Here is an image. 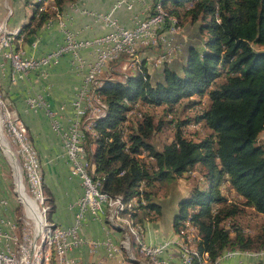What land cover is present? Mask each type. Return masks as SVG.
Returning a JSON list of instances; mask_svg holds the SVG:
<instances>
[{
  "label": "trees",
  "instance_id": "trees-1",
  "mask_svg": "<svg viewBox=\"0 0 264 264\" xmlns=\"http://www.w3.org/2000/svg\"><path fill=\"white\" fill-rule=\"evenodd\" d=\"M54 1L60 13L77 0ZM187 3L194 6L184 15ZM41 6L36 4L35 16L42 24L52 14L40 13ZM162 7L180 24L189 20L197 33L176 59L152 72L142 62L124 82L99 81L96 98L106 115L86 139L95 165L90 173L102 180L104 193L125 205L144 193L147 209L157 215L158 184L190 178L200 167L206 187H195L174 218L176 230L188 221L200 231L195 264L205 255L215 263L227 252L256 253L264 249V229L247 236L225 223L243 214L241 207L264 216V0H165ZM191 124L205 127L203 138L187 137ZM169 129L174 140L158 150L152 139ZM225 184L242 206L228 203Z\"/></svg>",
  "mask_w": 264,
  "mask_h": 264
},
{
  "label": "built area",
  "instance_id": "built-area-1",
  "mask_svg": "<svg viewBox=\"0 0 264 264\" xmlns=\"http://www.w3.org/2000/svg\"><path fill=\"white\" fill-rule=\"evenodd\" d=\"M134 1H120L116 4V9L122 8L124 4L131 9ZM158 1L154 0L151 15L145 19H137L132 28L118 25L112 15H96L95 17L111 27L108 34L92 42H79L73 34L66 32L65 43L40 58H29L21 51H14L13 43L17 36L16 32L0 34V59L11 64L13 83L33 71L46 70L56 66L66 54H72L77 64H85L78 52L87 47L94 49L93 61L89 64L83 86L72 104L74 118L67 127L59 114L43 97L27 100L30 110L43 111L46 114L52 130L62 140L71 176L80 180L83 189L81 198L73 206L76 209L74 224L69 228L58 226V232L55 235L54 257L49 262L50 264H102L100 262L82 263L70 256L73 251L83 248H86L92 256L104 249L109 264H121L119 244L114 242L111 233L106 231L107 238L103 241L90 240L81 234L82 228L89 222H98L105 226V215H101V208L104 207L107 197H111L103 192L101 179L95 176L94 182H86L84 179V169H91L93 175L95 170V165L86 147V139L89 135L95 136L94 119L105 110L104 106L96 100V86L111 64L127 58L136 67L135 69H139L140 54L143 50L162 47L164 53L160 54L154 63L155 67H159L165 62L176 59L182 53V44L178 41L182 30H178V26H174L159 14ZM44 11L45 6L43 5L39 8V12ZM131 115L134 116L135 111ZM0 130L7 135L6 137L15 149L17 160L12 162H15L18 179L27 197L26 218L28 219V230H20V238H13V229H18L15 216L10 219L0 216V264L20 262L11 256V245L13 244H21V249H25L27 264H36V256L40 250H43L42 229L47 228L45 210H50L47 206L46 195L40 190L37 182V170L42 169V164L26 125L1 96ZM149 161L152 162V158H149ZM142 184L144 192L146 182L144 181ZM7 205L8 202L0 197V206ZM153 213L155 212L147 209V199L144 193L130 206H122V198L119 197V203L114 209L117 222H120V218L137 217L140 226L139 239H142L145 249L160 264H195V257H198V254L190 253L186 249V241L196 243L200 241L198 234H188V226H191L188 223L181 225L179 230H176L174 235L164 242L146 241L148 237L151 239L152 236L159 234L158 229L155 230L154 224H149V217ZM130 254L133 256L132 246ZM254 256L264 260V251L256 252ZM234 257L233 254H226V259ZM261 262L264 261L257 263L241 261L239 264H261ZM204 264H211L210 255L208 263Z\"/></svg>",
  "mask_w": 264,
  "mask_h": 264
},
{
  "label": "crops",
  "instance_id": "crops-1",
  "mask_svg": "<svg viewBox=\"0 0 264 264\" xmlns=\"http://www.w3.org/2000/svg\"><path fill=\"white\" fill-rule=\"evenodd\" d=\"M120 1L124 0H77L63 5L62 11L58 13L54 0H44V3H38V0H0V34L18 31L19 34L13 43L14 51H21L29 58H40L63 45L66 32L73 34L79 42H92L108 34L111 27L95 17L96 15H112L118 25L132 28L137 19L148 18L152 13L154 0H135L131 9L125 4L122 8L116 9V4ZM164 1L159 0L160 8H163ZM36 4L45 6V11L42 13L52 14V17L45 23H40L38 14L35 16ZM170 5L171 2L168 6L172 7ZM184 32L178 37L182 45L188 43L194 35H187ZM162 50L160 47L143 50L142 62L149 66L151 72L153 71L151 61H155L162 54ZM93 51L92 47H87L78 52L85 64H77L72 54H66L56 66L33 71L16 83L11 80L13 75L11 64L0 59V96L7 101L28 129L30 139L40 156L44 189L47 188L50 194L48 200L52 203L50 206L52 215L49 220L64 228H69L74 224L76 209L73 206L83 194L82 185L79 179L71 176L62 140L52 130L46 114L43 111L30 110L27 100L43 97L59 114L67 127L74 118L72 104L83 86L89 64L93 61ZM105 73L109 78L114 71L109 67ZM262 139H264V133L260 137V140ZM3 145L7 147L6 143ZM6 157L0 149V197L8 202L7 206H0V216L10 219L17 214L12 197V193L15 192V178L13 168ZM196 169L201 170L200 167ZM179 180L177 179V182ZM176 193L177 190L172 188V194L177 196ZM156 201L161 211L157 214L154 223L152 220L155 213L151 215L149 224H154L159 234L152 236L151 239L148 237L146 241L156 240L160 243L170 239L176 231L174 218L178 213V205L175 206L176 203L159 197ZM135 219L133 217L123 218L122 231L109 226L114 242L122 243L121 264H126L125 255L137 261L135 255L130 254V246L139 250V254L147 260L145 263L138 261L139 264H155L141 252L145 246L142 239H139L140 226L137 217ZM81 234L94 241H103L107 238L105 226L98 222H89L82 228ZM247 253L249 252H227L226 254H233L235 257L226 259V254H224L218 262L221 264L223 260L222 264H239L241 261L249 263L264 261L254 256V253ZM70 256L82 263L109 264L104 249L92 256L86 248H83L73 251Z\"/></svg>",
  "mask_w": 264,
  "mask_h": 264
},
{
  "label": "rangeland",
  "instance_id": "rangeland-1",
  "mask_svg": "<svg viewBox=\"0 0 264 264\" xmlns=\"http://www.w3.org/2000/svg\"><path fill=\"white\" fill-rule=\"evenodd\" d=\"M193 6H194L193 3H187V5L185 6L186 9L182 10V13L185 15V12L187 11V9L192 8ZM172 17L178 20L176 16H172ZM189 23H190L189 20L183 18L182 23H181L182 32L185 31L184 33L187 35L197 33V32H194L195 30H193V27L189 26ZM143 57H144V53L142 51L140 54V63H142ZM151 63H153V68H155V64H154L155 61L152 60ZM109 67L112 68V70L114 71V74H110L111 77L109 78L120 80L123 82L125 81V78L127 75H133L136 70L135 69L136 67L132 64V62H129L127 58H123L119 62H115L111 64ZM105 75L106 73L104 72L101 79L107 78L108 75L106 76ZM131 113H133V111L129 112V119L133 117ZM185 116L186 114H183L182 112H178V117L183 119V118H186ZM127 125L128 123L126 124V126ZM206 132L207 130L205 129V127H203V125H201L200 127V126L191 124L187 131V137L193 140H200L201 138H203ZM6 136L7 135H5L0 130V149L3 152V154L7 156L6 158L9 159L10 161L9 163L11 165V162L13 160L16 161L17 159L15 156V149L13 148V146L11 145V142ZM174 137H175V132L173 130L171 129L163 130L162 132H158L155 135V137L152 139V142L156 145L158 150H162L165 145L169 144L171 141L174 140ZM3 142L4 143L6 142L7 149L8 151H10V153L7 152V150L3 147L2 145ZM261 143H264V139L261 140ZM176 182H177L176 179L168 178L162 183V185L158 184V188L156 189L157 194L155 196L159 198L167 199V201L170 200L171 203H176L175 206L178 205L177 207L178 212H179V207L181 206V202L185 201L191 196V192L194 190L195 187L197 186H200L203 188L206 187L205 181L203 179V171L200 169H195L193 173L191 174L190 178L186 176L180 179L177 183ZM172 188H175L177 190V193H176L177 196L175 194H172ZM222 192L225 195V197L228 198L229 204L232 203V204L242 206L244 200L240 199L235 193H233L229 189L228 184H225L222 187ZM45 195L47 198V206L50 208L48 217L49 219H51L52 212H51L50 206H52V203H51V200H48L50 197V194L47 188L45 189ZM12 197L15 203V208H16L18 217L24 215L23 208L21 205H19L17 194L15 192L12 193ZM217 208H218L217 206H214L213 212L217 211ZM241 208H243L244 213L241 214L237 219H233V220H230L229 222H226L225 226L227 228H233L234 226L232 224H234L235 227L242 229L245 235L255 236L256 234H258L264 229V216L258 215L251 208H246V207H241ZM156 217L157 215L155 213V217L152 220L153 223ZM185 224L186 222L184 223V225ZM133 251H134L133 254L135 255L137 261L144 262V263L147 262V260L142 255L139 254L140 253L139 250L134 248ZM261 251H264V249L259 250L257 252H261ZM136 254L138 255L136 256ZM125 258H126L125 259L126 264L127 262L128 264H139L138 262H136V260H132V258L130 259L128 255H125ZM261 264H264V262H261Z\"/></svg>",
  "mask_w": 264,
  "mask_h": 264
},
{
  "label": "bare ground",
  "instance_id": "bare-ground-1",
  "mask_svg": "<svg viewBox=\"0 0 264 264\" xmlns=\"http://www.w3.org/2000/svg\"><path fill=\"white\" fill-rule=\"evenodd\" d=\"M38 3H44V0H38ZM158 9H159V14L163 18H166L169 22L173 23L174 26H178V30H182V27H181L179 20L175 19L172 16L167 15V13L163 10V8L159 7V1H158ZM18 34H19V32L16 31V35H18ZM97 86H96V88H97ZM96 100H97V98H96ZM99 104L102 105L100 102H99ZM105 115H106V111L104 110L101 114H99L94 119V133H96L95 132L96 131L95 130L96 121L100 118L105 117ZM2 144H4V142ZM4 148L7 150V152L10 153V151H8L7 147L4 146ZM11 166H12L13 171H14L15 187H16L15 193L17 194L18 203H19V205L22 206L23 211H24V215H22V216L18 217V214H16L17 216L15 215L16 225L18 226V229H13V238H20V230H28V219L26 218L27 217V197H26L25 191L22 188L20 181L18 179L17 171L15 170V162H11ZM84 179L86 182H94V176L91 175L90 169H84ZM37 182H38V187L40 188V190L43 191V193H45L42 169L37 170ZM102 188H103V183H102ZM144 188H145V186H144ZM142 190H143V185L140 188V191H142ZM133 201H135V200H133ZM133 201H131L130 204H132ZM118 203H119V197H107V199L104 203V207L101 208V215H105V229L109 233H111L109 226H112V227L116 228L117 230H121V231L123 229V218H120V222H117L115 220V216H114V209ZM122 206H130V205H125L124 200L122 199ZM48 213H49V210H45V223L47 224V228L42 229L43 250H40L38 255L36 256V264H50L49 262L52 261V259L54 257L55 235L58 232V225L49 221ZM137 221H138V219H137ZM187 223L189 225H191L190 222L187 221ZM188 234H198V240H199V232H198L197 228H195L194 226H192V225L188 226ZM142 243H143V241H142ZM121 247H122V243L119 244V261L120 262H121ZM196 247H197L196 242L186 241V249L190 253H196ZM141 252L144 254V256H147L152 261H154L155 264H160L151 255V253L148 252L145 248H142ZM11 256L13 258H17V261H20L17 264H27V260H25L26 259V252H25V249H21V244L11 245ZM208 260H209V256L205 255L203 257L202 264L208 263ZM210 263L211 264H220L218 261L213 263V262H211V260H210Z\"/></svg>",
  "mask_w": 264,
  "mask_h": 264
},
{
  "label": "water",
  "instance_id": "water-1",
  "mask_svg": "<svg viewBox=\"0 0 264 264\" xmlns=\"http://www.w3.org/2000/svg\"><path fill=\"white\" fill-rule=\"evenodd\" d=\"M3 145V144H2ZM4 147V146H3Z\"/></svg>",
  "mask_w": 264,
  "mask_h": 264
}]
</instances>
